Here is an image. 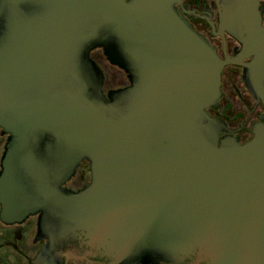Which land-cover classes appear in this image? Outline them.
I'll return each mask as SVG.
<instances>
[{
  "label": "water",
  "instance_id": "obj_1",
  "mask_svg": "<svg viewBox=\"0 0 264 264\" xmlns=\"http://www.w3.org/2000/svg\"><path fill=\"white\" fill-rule=\"evenodd\" d=\"M179 1L0 0V215L38 216L34 264H264V123L220 138L225 61Z\"/></svg>",
  "mask_w": 264,
  "mask_h": 264
},
{
  "label": "flooded vegetation",
  "instance_id": "obj_2",
  "mask_svg": "<svg viewBox=\"0 0 264 264\" xmlns=\"http://www.w3.org/2000/svg\"><path fill=\"white\" fill-rule=\"evenodd\" d=\"M177 4L225 61L219 102L207 107L211 115L224 123L220 138L232 136L241 143L250 141L256 126L264 123V0H256L254 11L257 14L247 16L228 14L225 0H180ZM97 49L108 62L105 66L96 57ZM97 49L92 51V56L104 69V90L108 92L129 84L128 74L111 63L102 48ZM121 79L124 81L118 86L109 84L110 80L114 84ZM7 139L8 133L0 126V171ZM90 181V163L84 160L67 186L77 190ZM37 232V215L22 223H7L0 215V264H34L33 260L47 241L46 238L38 239Z\"/></svg>",
  "mask_w": 264,
  "mask_h": 264
},
{
  "label": "trees",
  "instance_id": "obj_3",
  "mask_svg": "<svg viewBox=\"0 0 264 264\" xmlns=\"http://www.w3.org/2000/svg\"><path fill=\"white\" fill-rule=\"evenodd\" d=\"M97 51H98V49H97Z\"/></svg>",
  "mask_w": 264,
  "mask_h": 264
}]
</instances>
